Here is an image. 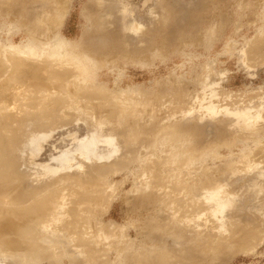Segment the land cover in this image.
<instances>
[{"label":"rangeland","instance_id":"rangeland-1","mask_svg":"<svg viewBox=\"0 0 264 264\" xmlns=\"http://www.w3.org/2000/svg\"><path fill=\"white\" fill-rule=\"evenodd\" d=\"M56 7L0 0V178L57 183L33 195L26 181L32 198L24 202L18 179L0 182L14 192L0 217L16 210L31 226L22 239L30 250L10 246L20 236L0 238V264H264V0H67L60 23ZM59 41L75 59L64 69L49 56ZM9 47L58 70L42 73V85L9 81ZM82 65L84 76L74 71ZM23 133L40 146L26 158L58 172L21 166L13 149ZM94 133L104 159L74 153L63 170L54 159ZM65 176L79 178L87 201L75 228L86 233L77 239L83 256L62 229L73 203L66 210L63 200L61 217L33 222L34 202L73 187L69 177L58 186ZM205 207L212 220L200 215ZM216 225L236 235L225 231L226 242L237 240L218 246L226 235Z\"/></svg>","mask_w":264,"mask_h":264},{"label":"bare ground","instance_id":"bare-ground-1","mask_svg":"<svg viewBox=\"0 0 264 264\" xmlns=\"http://www.w3.org/2000/svg\"><path fill=\"white\" fill-rule=\"evenodd\" d=\"M38 1H41L42 2V4H43V7H44V9H46V8H48L49 7V5L51 6V5H54V7L55 6H57L56 8H57V10L59 11V8H61V10H60V12H56V13H62L61 15H59V16H57V17H59V18H57V22H59L60 23V21H61V18H63V15H64V13H65V3H66V1L67 0H38ZM46 7V8H45ZM48 17V16H47ZM49 18V17H48ZM47 18V19H48ZM47 22V21H46ZM59 23L57 24V25H59ZM47 25V24H46ZM58 27V26H57ZM49 27H47V29H48ZM50 29V28H49ZM65 43V44H64ZM70 46V45H69ZM68 46V44H67V42H63V41H59L58 42V44H57V46H56V48H57V52H56V54L55 53H51L49 56H55V57H58V59H62L63 61H64V63H63V65H62V67H63V69L65 68V66H66V64H68V63H70V64H73V61L75 60L74 59V54H72V51H73V48H70ZM69 47V48H68ZM68 49H71V50H68ZM9 51H12L13 53V55L15 54V56H12L11 58H10V61H11V63L12 64H14V66H13V69L11 70V74H10V77L9 78H7V79H9V81H12V82H14V83H16V82H20V81H24V79L27 81V79H34V80H40V82H41V85H42V81H44L43 79H40V75L42 74V73H45V72H50V74L53 72V70H58V67H56V66H52V65H47L46 63H44L45 65H47L46 66V68H44L45 67V65L44 64H42L41 66H43L44 65V67H38V66H36L35 65V62H37V61H33L32 59L33 58H30L29 56L30 55H36V53L34 54V52H28V53H24V52H20L19 50H18V48H14V47H9ZM9 53V52H8ZM20 56H24V58H22V59H25V60H27V61H23L22 62V59H21V57ZM49 56H46L45 55V57L44 58H46V57H49ZM42 58V57H41ZM21 59V60H20ZM41 60H43V59H41ZM9 61V60H8ZM9 61V62H10ZM20 61V62H19ZM43 63V61H40V63ZM34 64V65H33ZM69 65V64H68ZM16 66V67H15ZM63 69H60V71H62L64 74H65V72H64V70ZM69 69V68H68ZM74 71L77 73V74H80V75H82L83 74V76H84V74L86 75V73H87V69L85 68V66L84 65H82V68H79V67H76V69H74ZM58 72V71H57ZM66 72H68V71H66ZM70 72V71H69ZM68 72V73H69ZM67 73V74H68ZM71 73H72V71H71ZM74 73V72H73ZM63 74V75H64ZM76 74V75H77ZM66 75V74H65ZM80 75H78L79 77H80ZM68 76H70V77H72L71 75H69L68 74ZM67 76V77H68ZM23 78V79H22ZM82 78H84V77H82ZM6 81V80H5ZM8 81V80H7ZM8 81V82H9ZM31 83V82H30ZM25 84V83H24ZM37 85V84H36ZM40 87V86H39ZM9 95V94H8ZM12 98H13V96H12ZM15 98V97H14ZM0 100H2V99H0ZM9 100V99H8ZM13 100V99H12ZM15 100V99H14ZM44 105V104H43ZM43 105H41V106H43ZM1 106H3L2 104H1ZM1 106H0V108H1ZM41 106H40V108H41ZM13 107V106H12ZM44 108V107H43ZM45 109H46V107H45ZM44 109V110H45ZM41 111H43L42 109H41ZM48 111V110H47ZM42 113V112H41ZM43 113H46V112H44L43 111ZM10 119V118H9ZM11 119H13V118H11ZM10 119V120H11ZM7 121V120H6ZM14 121V120H13ZM8 122V121H7ZM6 122V123H7ZM12 122V121H11ZM36 123V122H35ZM10 124V123H9ZM37 124V123H36ZM141 124V123H140ZM29 126H30V124H29ZM142 126V125H141ZM139 127V126H138ZM8 128V127H7ZM29 128H31V127H29ZM28 128V129H29ZM126 129H127V127H126ZM129 129L130 128H128V132H130V133H132V131L134 132V130L133 129H136V128H131V130L129 131ZM27 131V130H26ZM127 131V130H126ZM136 131V130H135ZM127 132V133H128ZM126 132H124L122 135H124ZM97 136H99V135H97V133H94V134H91L89 137H85L83 140H81L80 142H79V144H78V146L72 151V152H69V151H65V152H63V155L61 154L58 158H55L54 160L55 161H57L58 163H59V165L61 166V165H63L64 164V167H63V170H65V169H71L72 167V165H70L71 164V162H72V157H73V155H74V153H77V154H79V156L81 157H83L84 159L86 158V159H89L90 158V156H94V157H97L98 159H104V157L103 156H97V153H98V151H97V153H96V139H97ZM21 140H20V142H21V144H20V142L18 141V143L17 144H19V145H17L16 147H17V150H16V148H14L13 149V151L15 150V152H14V154L16 153V151L18 152L17 153V155H19L20 157H19V159H20V161H22V165L21 166H25V169H27L28 170V172H30V170H32V169H38V168H44L45 169V171H52V173H55V172H58V170L56 169V168H54V167H51V166H49V165H33L26 157L27 156H32L34 153H37V152H39V148H40V146H38L37 145V140H34L29 134H21ZM115 140V138H113V137H111V136H108V137H106V138H104V141L105 142H109V143H111L112 141H114ZM98 146V145H97ZM112 146V145H111ZM113 148V147H112ZM10 150V149H9ZM116 151V150H115ZM114 151V153L113 154H115L116 152ZM9 152V151H8ZM12 153V152H11ZM26 153V154H25ZM1 155H3L2 154V152H1ZM6 155V154H5ZM26 155V156H25ZM13 156V155H12ZM2 157V156H1ZM9 157V156H8ZM14 157V156H13ZM6 158V157H5ZM15 158V157H14ZM9 159V158H8ZM92 159V158H91ZM1 160V159H0ZM16 160H18V159H16ZM2 161V160H1ZM11 161V160H10ZM7 162V161H6ZM15 162V161H14ZM11 163V162H10ZM13 163V162H12ZM93 163H95L94 161H93ZM15 164V163H14ZM17 164V163H16ZM19 166H20V164H19ZM14 167V168H13ZM79 167H81V166H79ZM22 168V167H21ZM13 169H15V165L13 166V165H11V166H6V165H4V167H3V169H2V167H1V171H3V170H8V171H10V170H13ZM18 169V168H17ZM78 169V168H77ZM27 170H26V172H27ZM4 172V171H3ZM27 172V173H28ZM71 172H73V171H71ZM80 172V171H79ZM87 172V171H86ZM20 173V172H19ZM24 173V172H23ZM26 173V176H25V178L27 177H31L30 175H28ZM52 173L50 174L51 176H53L52 175ZM83 173V175L85 174L84 172H82ZM92 173V172H91ZM1 174V173H0ZM71 174V173H70ZM87 174H89V173H87ZM17 175H19V174H17ZM16 175V176H17ZM22 175V174H21ZM32 175V174H31ZM90 175V174H89ZM6 176V175H5ZM48 176V175H47ZM51 176H48V178H50ZM18 177V176H17ZM17 177H13L15 180L14 181H16V179H18L17 181H18V183L17 182H15L16 184H18V187H16L17 188V190L19 191V190H21V193L23 192V194H25L24 192H26L27 191V187H25V185L24 184H32V183H27L26 181H32V180H24L23 181V179L21 180L19 177L17 178ZM38 177V176H37ZM66 177H69V176H65V177H63L64 178V180L62 179V180H57L58 181V186H61L63 183H64V181H66V180H69L71 177H69V179H65ZM6 178V177H5ZM13 178H10V179H3V177L2 178H0V182L2 181V180H4L5 182H9L10 180L12 181V182H14L13 181ZM24 178V179H25ZM43 178L45 179V177H40V178H37V179H35V180H33L32 182H34V185H36V187L35 186H33V187H31L32 185H27V186H30L31 188H32V192H31V194H33V195H37L38 194V192H45L46 193V191H48L47 189H51L52 188V186L56 183H52V185L49 183V184H44L43 186H40V184L42 183V181H43ZM81 178V177H80ZM83 178V177H82ZM87 178V177H86ZM51 179V178H50ZM61 179V178H60ZM75 179V178H74ZM73 179V177L71 178V180L70 181H75ZM78 179V180H77ZM47 180V179H46ZM76 180L77 181H79V178L78 177H76ZM92 180V179H91ZM10 181V182H11ZM39 181H41L40 183H39ZM48 181V180H47ZM46 181V182H47ZM70 181H68L67 183L69 184V187H70V184H72L73 185V189L71 188V189H69V188H66V192L68 193L69 191H67V190H70V196H65V198H64V190L61 188V187H58L57 188V190L59 189V188H61L62 190H63V192L62 191H60L61 192V195L59 196L57 193L55 194V196L56 195H58V196H56L55 198H57V200L55 199V201H52V200H54V199H52L51 200V198H53V197H51L50 199H49V197L50 196H48V198H43V199H41V200H38V202H34L33 201V199H32V201L34 202V203H36L37 205H34V209L33 208H31L33 211H34V214H35V218H34V220H33V222H35V223H40V224H44V222L46 223L47 222V220L49 219V220H54V217H58V216H62V214L64 213L63 211V213L61 212V215H59L60 213H59V211L61 210V209H59L60 208V206H62L63 205V200H66V201H64V202H66L67 204H68V206H67V204L65 203V205H66V207H65V205L64 206H62L61 208H63L64 209V207L66 208V210H68L67 208H70L71 209V207L73 206H70V202L71 203H73L74 204V206L72 207L73 209H72V212H71V210L70 211H68V212H70V213H68V212H65V215H64V217H62L63 218V220H64V218H65V220H64V226L62 227V229L67 233V240H68V242H67V244H70V246H72L71 248H73V250L74 251H77V252H79L78 253V255H80V256H83L84 255V253H83V246H81L82 245V243L80 244L79 242L81 241V239H82V237H80V241H77V239L79 238V236H83V232H82V234H80L79 232H77L76 231V229L75 228H77L76 226H78V223H79V220H81V218H80V215H81V212H83V209L81 208L82 207V205H84L85 204V202L87 203V201H86V197H83V194H81L78 190H80V188H81V184H80V182L78 183L77 181H75V182H70ZM80 181H82V180H80ZM9 182V183H10ZM24 182H26V183H24ZM52 182H53V180H52ZM37 183H39L38 185H37ZM44 183H45V180H44ZM84 183V182H83ZM57 184V183H56ZM61 184V185H60ZM42 185V184H41ZM14 186V185H13ZM37 186H40V187H37ZM49 186H51V188H48ZM57 187V185H54L53 187ZM68 186V185H67ZM2 187V186H1ZM0 187V204H2V203H4L5 201V196H7V195H10L11 194V192H13V190L12 189H10L11 187H9L8 188V186H6L5 187V184H4V186L1 188ZM29 187V189H31ZM10 189V190H9ZM14 189V188H13ZM25 189V190H24ZM55 189V188H54ZM60 189V190H61ZM86 189V188H85ZM12 190V191H11ZM29 191V190H28ZM59 192V191H58ZM65 192V193H66ZM96 192V191H95ZM14 193V192H13ZM19 194V193H17L18 194V196L20 195V196H22L23 194ZM27 193V192H26ZM30 192H28L27 194L29 195L28 196V198L27 199H23L24 200V202L26 201V202H28V200L30 199L29 197H31V195L29 194ZM63 193V194H62ZM67 193H66V195H67ZM80 193V194H79ZM17 194H16V196H17ZM54 194V193H53ZM60 194V193H59ZM32 195V196H33ZM69 195V194H68ZM90 195V194H89ZM80 196V197H79ZM88 196V195H87ZM89 197V196H88ZM18 198H20V197H18ZM26 198V197H25ZM32 198V197H31ZM90 198V197H89ZM4 199V200H3ZM59 199V200H58ZM105 199V198H104ZM201 199H203V200H205V205H207V203L209 202V201H211L212 199H208V197H207V195H203V197L201 198ZM87 200H89V199H87ZM95 200V199H94ZM11 201H13V203L15 204V199L13 198V199H11ZM57 201H59V202H57ZM20 202L21 203H23L22 202V200H20ZM19 202V200H18V204L20 203ZM90 202V201H89ZM188 205V204H187ZM188 207V206H187ZM193 207V206H192ZM31 209H30V207H29V212L31 211ZM57 210V211H56ZM65 210V211H66ZM196 210V209H195ZM203 213H201L200 215H202V214H204V215H206V217L207 218H210L211 220H212V218H211V212H210V208H207V207H205V208H203ZM18 211V213L20 214V213H22L21 212V210H17ZM24 211H25V209H24ZM24 211H23V213H24ZM32 211V212H33ZM93 211V210H92ZM5 211L3 210V211H0V216H1V214H3ZM7 212H9L8 214H9V216L7 215L5 218H1L0 220V238H3V242L1 243V240H0V243L1 244H7V239L6 238H4V237H6V236H8V235H17L18 237L20 236V239H16L15 240V242L13 241V242H11V240H10V246L13 248V249H15V248H19L20 249V251L21 250H24V249H29L30 250V248L28 247V245H26V243L24 242V240H22L23 239V236H28V234L30 233V231H31V229H30V227H28L30 224H29V220L28 221H25L24 220V222H22V221H20V220H22L25 216L23 215V218L21 217H19V215L18 216H15L14 214V212H16V210L14 211V210H8ZM28 211L26 212V213H29ZM192 212V211H191ZM202 212V211H201ZM14 213V214H13ZM25 214V213H24ZM211 214V215H210ZM5 215H6V213H5ZM20 215H22V214H20ZM194 215V214H193ZM199 215V214H198ZM176 216V215H175ZM2 217H3V215H2ZM16 217V218H15ZM27 217V216H26ZM25 217V218H26ZM191 217V216H190ZM188 218L187 217V220H189V221H192L193 219H191V218ZM27 219H28V217H27ZM47 219V220H46ZM56 219V218H55ZM82 221V220H81ZM214 221V220H213ZM182 222H183V220H182ZM214 222H217V221H214ZM34 223V225L35 226H37L36 224ZM40 224H38V225H40ZM42 224V225H43ZM80 224V223H79ZM33 226V225H32ZM75 226V227H74ZM214 227H216L215 228V230L214 231H216V230H219V232H221V234H223V236L224 235H226L225 237H224V240L223 239H221L222 241H224V242H222L219 238V240L221 241H217V242H219V245L218 246H228L229 244H232V243H234L236 240H237V238L236 239H231V238H234V237H236V235L234 234V232L233 233H231V230H230V232H229V230L226 228V227H222L221 225H216V226H214ZM213 227V228H214ZM224 228H226L225 230H224ZM32 229H33V227H32ZM62 229H61V231H62ZM55 230H57V229H55ZM73 230H75V231H73ZM80 232H81V229L79 230ZM225 231H227V233L229 232V234L230 235H234V236H232L231 238H229L232 242H230L229 240H227V242L225 241V239H226V237H227V235L228 234H225L224 232ZM59 232V231H58ZM223 232V233H222ZM61 233V232H60ZM218 233V232H217ZM79 234V235H78ZM85 234V236H83V237H85L86 239H87V237H86V233H84ZM57 235V234H56ZM203 235V234H202ZM87 236H88V234H87ZM218 236H220V234L218 235ZM222 236V235H221ZM223 236L222 237H220V238H223ZM77 237V238H76ZM238 237V236H237ZM40 238V237H39ZM84 239V238H83ZM86 239H84L86 242H88ZM204 239V238H203ZM26 240V239H25ZM39 240V239H38ZM233 240H234V242H233ZM29 241L27 240V243H28ZM82 242V241H81ZM229 242V243H228ZM31 243V242H30ZM33 243V242H32ZM0 244V245H1ZM3 244V245H4ZM15 244V245H14ZM85 244H87V243H85L84 242V245ZM89 245V244H88ZM14 246H16L15 248H14ZM230 246V245H229ZM30 247L31 248H35V247H32V245H30ZM37 247V246H36ZM39 247V246H38ZM37 247V248H38ZM41 247V246H40ZM36 248V249H37ZM12 249V250H13ZM39 249V248H38ZM15 251H17L16 249H15ZM93 251V250H92ZM89 253V252H88ZM30 254V253H29ZM92 255V254H91ZM88 257V256H87Z\"/></svg>","mask_w":264,"mask_h":264}]
</instances>
